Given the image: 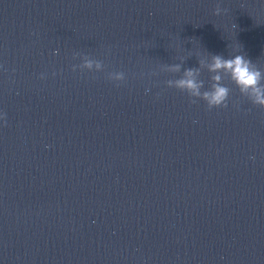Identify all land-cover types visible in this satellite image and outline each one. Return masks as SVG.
Here are the masks:
<instances>
[{"label": "clouds", "instance_id": "clouds-1", "mask_svg": "<svg viewBox=\"0 0 264 264\" xmlns=\"http://www.w3.org/2000/svg\"><path fill=\"white\" fill-rule=\"evenodd\" d=\"M217 3L214 9V15H220L226 12ZM206 55L198 54V67L184 68L182 66L187 57L180 56V63L163 64L161 70L164 72L178 74L182 73L179 78L168 79L165 83L169 88H175L181 92L187 93L190 103H197L202 100L205 102L208 110L213 108H227L230 99L231 88L224 83L228 80L238 88L241 96L251 102L253 106L264 109V68L259 67L256 63L246 57L242 52L240 45L239 51L233 54L231 52L229 58H224L220 54H210L206 51ZM58 54V50L57 53ZM81 58V63L72 65V70L79 68L82 72H104L105 64L102 60L91 58L88 55L74 53L73 59ZM207 70L210 74V86L205 89V81L201 79L202 72ZM106 79L116 82H123L126 75L123 71H111L106 73ZM238 107V104L235 105ZM6 117V114H5Z\"/></svg>", "mask_w": 264, "mask_h": 264}]
</instances>
